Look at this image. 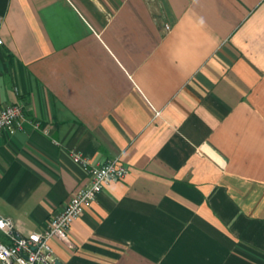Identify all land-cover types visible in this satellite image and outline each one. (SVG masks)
Masks as SVG:
<instances>
[{"label": "crops", "instance_id": "1", "mask_svg": "<svg viewBox=\"0 0 264 264\" xmlns=\"http://www.w3.org/2000/svg\"><path fill=\"white\" fill-rule=\"evenodd\" d=\"M0 15V108L24 107L0 133L1 216L42 230L87 179L72 151L118 155L126 177L69 245L51 240L60 264H264V0H0Z\"/></svg>", "mask_w": 264, "mask_h": 264}, {"label": "built area", "instance_id": "2", "mask_svg": "<svg viewBox=\"0 0 264 264\" xmlns=\"http://www.w3.org/2000/svg\"><path fill=\"white\" fill-rule=\"evenodd\" d=\"M1 21L0 15V23ZM164 28L169 30L170 26L165 24ZM23 120L22 104L4 105L0 108V133L13 134L20 129ZM43 131L47 132L46 129ZM71 157L86 170L87 179L63 208L50 216L42 230L21 233L9 217L0 215V264H54L51 240L55 238L69 245L67 230L71 223L80 217L84 208L109 182L124 179L129 171L118 155L103 163H94L77 151H72Z\"/></svg>", "mask_w": 264, "mask_h": 264}, {"label": "water", "instance_id": "3", "mask_svg": "<svg viewBox=\"0 0 264 264\" xmlns=\"http://www.w3.org/2000/svg\"><path fill=\"white\" fill-rule=\"evenodd\" d=\"M54 264H60V262L58 260H55Z\"/></svg>", "mask_w": 264, "mask_h": 264}]
</instances>
